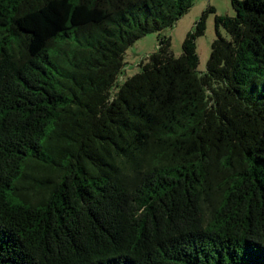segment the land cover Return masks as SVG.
<instances>
[{
    "label": "trees",
    "instance_id": "trees-1",
    "mask_svg": "<svg viewBox=\"0 0 264 264\" xmlns=\"http://www.w3.org/2000/svg\"><path fill=\"white\" fill-rule=\"evenodd\" d=\"M195 1L0 0V264H264V0L203 72Z\"/></svg>",
    "mask_w": 264,
    "mask_h": 264
},
{
    "label": "rangeland",
    "instance_id": "rangeland-1",
    "mask_svg": "<svg viewBox=\"0 0 264 264\" xmlns=\"http://www.w3.org/2000/svg\"><path fill=\"white\" fill-rule=\"evenodd\" d=\"M213 8L214 11H210ZM205 32L196 38L197 54L199 56L200 64H198L199 71H206V65L212 50V42L217 36L215 21L216 15H230L235 14L231 0H196L195 5L184 14L180 20L162 32L164 36H169L171 39V50L176 55L180 56L182 53V45L187 33L194 28L196 21H198L204 11H206ZM221 33L225 31L221 28ZM158 32L146 34L138 39L134 44L127 48L125 52V68L121 76L117 80V84L122 85L130 76L141 71L142 64L147 61L146 56L155 52L158 48ZM117 88V87H116Z\"/></svg>",
    "mask_w": 264,
    "mask_h": 264
}]
</instances>
